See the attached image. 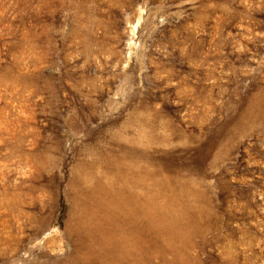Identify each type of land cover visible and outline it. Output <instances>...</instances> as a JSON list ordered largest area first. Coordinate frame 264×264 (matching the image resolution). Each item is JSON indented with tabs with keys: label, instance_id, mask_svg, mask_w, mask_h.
<instances>
[{
	"label": "rangeland",
	"instance_id": "1",
	"mask_svg": "<svg viewBox=\"0 0 264 264\" xmlns=\"http://www.w3.org/2000/svg\"><path fill=\"white\" fill-rule=\"evenodd\" d=\"M0 264H264V0H0Z\"/></svg>",
	"mask_w": 264,
	"mask_h": 264
}]
</instances>
